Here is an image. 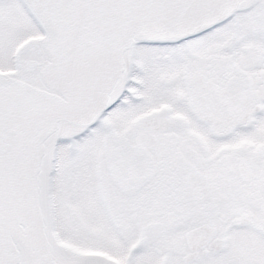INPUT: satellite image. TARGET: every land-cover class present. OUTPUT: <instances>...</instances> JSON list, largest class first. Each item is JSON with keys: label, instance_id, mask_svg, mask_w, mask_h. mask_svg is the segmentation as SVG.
Listing matches in <instances>:
<instances>
[{"label": "snow or ice", "instance_id": "snow-or-ice-1", "mask_svg": "<svg viewBox=\"0 0 264 264\" xmlns=\"http://www.w3.org/2000/svg\"><path fill=\"white\" fill-rule=\"evenodd\" d=\"M0 264H264V0H0Z\"/></svg>", "mask_w": 264, "mask_h": 264}]
</instances>
